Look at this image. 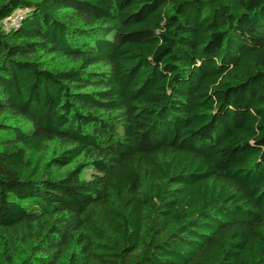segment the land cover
<instances>
[{"label": "trees", "instance_id": "1", "mask_svg": "<svg viewBox=\"0 0 264 264\" xmlns=\"http://www.w3.org/2000/svg\"><path fill=\"white\" fill-rule=\"evenodd\" d=\"M0 264H264V0H0Z\"/></svg>", "mask_w": 264, "mask_h": 264}, {"label": "rangeland", "instance_id": "2", "mask_svg": "<svg viewBox=\"0 0 264 264\" xmlns=\"http://www.w3.org/2000/svg\"><path fill=\"white\" fill-rule=\"evenodd\" d=\"M24 13L22 11H16L10 18L9 21H4L3 25L8 28V27H13L16 26L21 18V16ZM91 89H87V91H90ZM20 126H22L24 129H29V125L26 122L19 121ZM60 148L58 142H53L51 144H47L46 148L44 150V156L45 157H51L54 156L55 154L59 153Z\"/></svg>", "mask_w": 264, "mask_h": 264}, {"label": "built area", "instance_id": "3", "mask_svg": "<svg viewBox=\"0 0 264 264\" xmlns=\"http://www.w3.org/2000/svg\"><path fill=\"white\" fill-rule=\"evenodd\" d=\"M23 13H24V12H23ZM24 16H25V13L21 16V18H20L18 24H17L16 26H13V27H8V28H6V27L3 25V22H4V21H9L11 17L8 18L7 20H4V21L2 22V25H3L4 29L8 31V30H10V29H16V28H18V27L20 26V24L22 23V21H23V19H24Z\"/></svg>", "mask_w": 264, "mask_h": 264}]
</instances>
